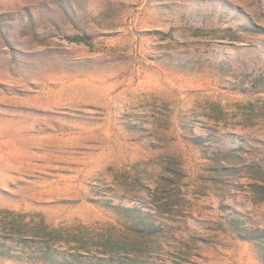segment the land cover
<instances>
[{
	"label": "rangeland",
	"instance_id": "1",
	"mask_svg": "<svg viewBox=\"0 0 264 264\" xmlns=\"http://www.w3.org/2000/svg\"><path fill=\"white\" fill-rule=\"evenodd\" d=\"M16 221L62 250L264 264V0H0V232Z\"/></svg>",
	"mask_w": 264,
	"mask_h": 264
},
{
	"label": "trees",
	"instance_id": "2",
	"mask_svg": "<svg viewBox=\"0 0 264 264\" xmlns=\"http://www.w3.org/2000/svg\"><path fill=\"white\" fill-rule=\"evenodd\" d=\"M124 209V208H123ZM124 213L131 214V229L137 233L148 236L156 233L153 223L148 220L140 210L124 209ZM19 218L23 219L22 215ZM17 224V225H16ZM9 231L0 232V258L8 259L22 264H146L139 255L132 254L124 249L110 248L103 245L97 254L89 251L62 250V244L68 245L67 240L57 236L59 229L50 227L43 221L29 227L22 221H16ZM27 227L21 232V225ZM126 249V246H124Z\"/></svg>",
	"mask_w": 264,
	"mask_h": 264
}]
</instances>
